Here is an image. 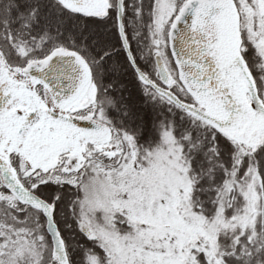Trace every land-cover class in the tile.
<instances>
[{"label":"snow or ice","instance_id":"6c2138e0","mask_svg":"<svg viewBox=\"0 0 264 264\" xmlns=\"http://www.w3.org/2000/svg\"><path fill=\"white\" fill-rule=\"evenodd\" d=\"M0 264H264V0H0Z\"/></svg>","mask_w":264,"mask_h":264}]
</instances>
